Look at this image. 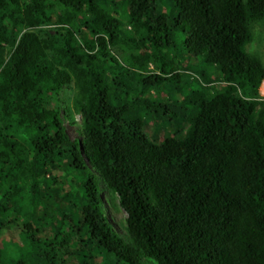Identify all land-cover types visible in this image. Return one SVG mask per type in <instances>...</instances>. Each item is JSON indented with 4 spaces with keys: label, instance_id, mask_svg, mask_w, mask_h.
<instances>
[{
    "label": "trees",
    "instance_id": "trees-1",
    "mask_svg": "<svg viewBox=\"0 0 264 264\" xmlns=\"http://www.w3.org/2000/svg\"><path fill=\"white\" fill-rule=\"evenodd\" d=\"M259 21L264 0H0V236L27 243L4 264H264Z\"/></svg>",
    "mask_w": 264,
    "mask_h": 264
},
{
    "label": "rangeland",
    "instance_id": "rangeland-1",
    "mask_svg": "<svg viewBox=\"0 0 264 264\" xmlns=\"http://www.w3.org/2000/svg\"><path fill=\"white\" fill-rule=\"evenodd\" d=\"M165 5L166 10L169 9V5L166 4V2H163ZM254 31V37L251 40V42L247 45V50L252 51V52H257L263 63H264V23L263 22H257L254 25L253 28ZM260 93L264 96V80L261 83L260 86ZM68 92L67 88H62L60 90V97H61V105L63 106V101H67L68 97ZM75 116V123H70L66 117H64V124L66 126L67 131L71 135L72 138H80L79 134V122L80 118L79 115L74 114ZM101 196H102V201L104 203L107 215L109 217L110 222L113 224V226L116 228L119 234L124 235V230L122 223L120 222V219L123 218L124 213L122 211H115L112 207L111 204L108 201L107 198V192L104 189V185L101 184ZM25 246H27V243L25 239H23L21 236H19L17 233L12 234L10 237L7 236H0V264H4V258L5 257H11L13 253L19 252L22 253L25 251ZM98 254V253H97ZM144 264H154L150 259H147L143 261Z\"/></svg>",
    "mask_w": 264,
    "mask_h": 264
},
{
    "label": "clouds",
    "instance_id": "clouds-1",
    "mask_svg": "<svg viewBox=\"0 0 264 264\" xmlns=\"http://www.w3.org/2000/svg\"><path fill=\"white\" fill-rule=\"evenodd\" d=\"M64 117H63V115H62V119H63ZM101 198H102V196H101ZM109 218V217H108ZM110 221V220H109ZM112 224V223H111ZM113 225V224H112ZM114 227V226H113ZM114 229L116 230V228L114 227ZM117 231V230H116Z\"/></svg>",
    "mask_w": 264,
    "mask_h": 264
}]
</instances>
